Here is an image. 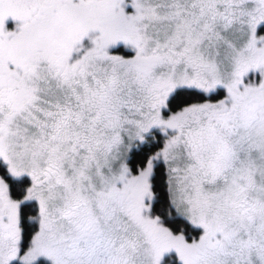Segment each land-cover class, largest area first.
Segmentation results:
<instances>
[{
	"label": "snow or ice",
	"instance_id": "1",
	"mask_svg": "<svg viewBox=\"0 0 264 264\" xmlns=\"http://www.w3.org/2000/svg\"><path fill=\"white\" fill-rule=\"evenodd\" d=\"M0 264H264V0H0Z\"/></svg>",
	"mask_w": 264,
	"mask_h": 264
}]
</instances>
